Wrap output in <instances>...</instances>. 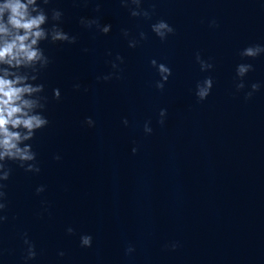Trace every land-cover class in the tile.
Instances as JSON below:
<instances>
[{"label": "water", "instance_id": "1", "mask_svg": "<svg viewBox=\"0 0 264 264\" xmlns=\"http://www.w3.org/2000/svg\"><path fill=\"white\" fill-rule=\"evenodd\" d=\"M41 6L45 27L60 10L76 43L40 44L51 63L33 83L44 85L49 124L27 142L39 173L7 162L0 264H264V53L240 55L264 46V0H142L151 19L131 16L120 0ZM160 20L174 28L164 41L151 30ZM197 53L210 70L201 71ZM152 60L171 69L162 90ZM242 63L253 70L237 91ZM207 77L213 87L201 101L196 85ZM253 83L260 88L246 99ZM83 235L91 247L81 246ZM25 239L35 259L25 260Z\"/></svg>", "mask_w": 264, "mask_h": 264}, {"label": "clouds", "instance_id": "2", "mask_svg": "<svg viewBox=\"0 0 264 264\" xmlns=\"http://www.w3.org/2000/svg\"><path fill=\"white\" fill-rule=\"evenodd\" d=\"M49 2L50 0H0V224L8 219L6 215L2 214L7 208L5 202L7 194L4 191L6 185L3 181H7L12 172L7 162L17 163L26 172H40L36 162V153L32 150V145L27 143L34 139L38 130L49 124L48 119L43 115L47 104V97L41 95L44 85L33 83L38 80L42 70L51 63L40 44L42 41L76 43V37L69 35L60 27L59 22L63 16L60 10H51V21L54 23L51 24V27H45L49 23V14L41 5H48ZM120 3L123 7L129 8L131 16L151 19V13L141 7L142 0H120ZM96 10L99 11V7ZM80 23L88 28L95 25L103 34H107L111 30V25H101L97 19L81 18ZM210 26H216V21H211ZM151 30L161 41L166 40L169 34L174 33V28L164 20L152 24ZM123 34L125 37L129 35L127 30ZM139 36L141 40L147 39L144 32H140ZM137 43L138 41L135 39L129 40V47L135 48ZM262 53H264V46L253 45L245 48L240 55L256 58ZM116 60L123 63V57L119 55L116 56ZM196 60L200 64L201 71H208L213 67L211 63L201 59L199 53L196 54ZM151 64L157 68L161 77L156 82V87L162 90L171 75V69L164 64H157L156 60H152ZM111 66L113 69L119 68L116 62H112ZM252 70L251 64L242 63L237 66V76L241 78V82L236 85L237 91L245 87L243 77ZM113 75L115 73H109L103 77H97V79L107 81ZM74 87L79 89L80 85L76 84ZM212 87L211 77L198 82L196 85L198 99L205 100L210 95ZM259 88L258 83H253L252 91L246 93L245 98H250L253 92ZM53 95L55 99L59 100L60 90L54 89ZM165 115L166 110L161 109L159 123H164ZM85 123L89 127L95 125V121L91 117L87 118ZM123 123L127 125L128 121L125 119ZM144 131L152 132L148 123L145 124ZM132 151L135 153L137 149L133 148ZM54 158L59 160L60 156ZM44 190V186H40L36 192L39 194ZM67 232L72 234L74 229L69 227ZM80 242L82 247H91L92 237L83 235ZM24 243L28 246L25 260L35 259V245L28 239H25ZM176 247L175 243L171 245L173 250ZM133 251L132 247L127 249L128 254ZM59 255L63 256L64 253L61 252Z\"/></svg>", "mask_w": 264, "mask_h": 264}]
</instances>
